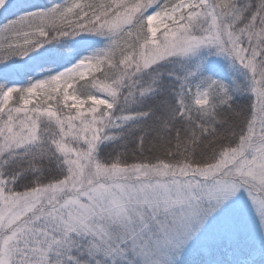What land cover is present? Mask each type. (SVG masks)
Here are the masks:
<instances>
[{"label":"snow or ice","instance_id":"obj_1","mask_svg":"<svg viewBox=\"0 0 264 264\" xmlns=\"http://www.w3.org/2000/svg\"><path fill=\"white\" fill-rule=\"evenodd\" d=\"M0 264H264V0H0Z\"/></svg>","mask_w":264,"mask_h":264}]
</instances>
